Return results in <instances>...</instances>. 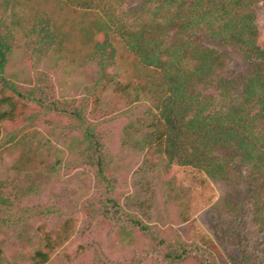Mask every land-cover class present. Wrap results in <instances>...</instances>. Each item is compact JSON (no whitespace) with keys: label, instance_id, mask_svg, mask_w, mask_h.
Here are the masks:
<instances>
[{"label":"trees","instance_id":"obj_1","mask_svg":"<svg viewBox=\"0 0 264 264\" xmlns=\"http://www.w3.org/2000/svg\"><path fill=\"white\" fill-rule=\"evenodd\" d=\"M19 5L25 15L15 24L25 22L24 44H18L14 26L3 25L6 18L0 16V138L8 130L10 140L21 146L16 165L24 169L25 183L19 193L32 194L54 173L39 130L30 128L66 115L82 132L80 143L97 153L98 174L106 179L108 163L97 124L89 119L90 100L54 97L45 71L25 83L2 74L23 47L40 58L79 52L91 63L86 74L92 110L107 91L130 105L145 104L143 113L124 125L122 145L143 151L145 161L159 170L169 172L176 162L190 172L185 183L177 185L174 198L191 239L175 227L160 228L136 212H126L148 241L147 257L154 264H264V252L261 257L242 245L226 257L222 241L194 217L197 206L214 197L211 181L226 180L241 186L240 201L232 206L236 213L244 214L241 202L246 195L252 221L264 225V43L257 23L264 0H0L3 12L10 9L14 16ZM204 38L239 48L251 64L247 73L227 75L226 53ZM10 123L24 126L12 130ZM165 181L173 186L174 176ZM4 201L0 197V203ZM77 222L71 215L44 230L42 246L34 248L27 263L8 256L0 245V264H46Z\"/></svg>","mask_w":264,"mask_h":264},{"label":"rangeland","instance_id":"obj_2","mask_svg":"<svg viewBox=\"0 0 264 264\" xmlns=\"http://www.w3.org/2000/svg\"><path fill=\"white\" fill-rule=\"evenodd\" d=\"M23 8L19 5L14 16L10 9L3 12L4 7H0V16L6 18L3 25L14 26L18 44H24L22 30L26 26L25 22L24 26L16 25L15 20L25 15ZM257 23L260 40L264 43L262 8L257 9ZM3 29L4 26L2 32ZM204 42L226 53L227 75H242L251 67L239 48L210 38H204ZM64 53L59 57L40 58L30 50L25 52L24 47L17 49L2 74L25 83L29 76L36 77L40 71H45L50 81V94L54 97L90 100L89 119L97 124L98 137L103 144L101 149L108 163L106 179L98 174L97 153L80 143L82 132L72 126L66 115L61 121L41 120L30 128L39 130L37 136L44 143L43 152L54 163V173L43 187L30 195H22L19 191L25 183V171L16 165L21 146L16 139L10 140L8 130L4 131L0 138V197L7 201L0 203V245L8 256L27 263L34 248L42 246L43 231L74 215L78 222L73 234L52 253L46 264H154L147 257V239L134 229L126 212H136L146 222L160 228L175 227L191 239L174 198L177 185L184 184L190 172L176 162L169 166V172L163 168L159 170L145 161L143 151L124 147L123 127L143 113L144 102L130 105L107 91L101 103L92 110L93 95L86 74L91 63L79 52ZM17 124L10 123L7 127L15 130L24 126ZM157 158L154 156L153 160ZM44 166H37V170ZM171 175L176 183L173 186L165 181ZM211 184L214 197L208 204L197 206L194 212L197 222L213 238L222 241L219 245L226 257L235 254L238 245L262 257L264 225L252 221L250 198L242 196L244 214L238 215L232 206L240 201L241 186L226 180L211 181ZM110 197L125 211L114 207ZM234 219L238 223H233ZM123 230L128 233L124 234Z\"/></svg>","mask_w":264,"mask_h":264}]
</instances>
